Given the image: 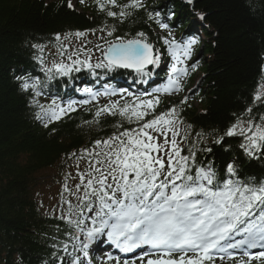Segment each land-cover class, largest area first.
Segmentation results:
<instances>
[{
    "label": "snow or ice",
    "instance_id": "6c2138e0",
    "mask_svg": "<svg viewBox=\"0 0 264 264\" xmlns=\"http://www.w3.org/2000/svg\"><path fill=\"white\" fill-rule=\"evenodd\" d=\"M78 3L86 4V0ZM92 4L102 14V22L90 31L93 35L99 31L101 40L105 35L113 37L118 25L145 12L146 22L167 30L160 39L171 63L166 81L152 91L104 85L96 90L85 88L88 99L65 101L53 96L45 104L40 98H48L46 90L52 81L85 69L94 76L96 70L107 74L126 69L135 74L133 83H146L162 53L148 42L144 31L131 39L115 36L106 41V47L96 44L101 55L95 64L86 47L69 54L68 48L59 44L58 59L49 64L43 46H34L41 53L37 61L45 79L28 75L17 80L20 89L32 97L37 121L48 128L88 104L94 105V111L90 110L92 119L84 125L102 127L104 118H114L111 135L66 157L74 161L76 172L65 175L61 200L66 207L57 219L65 225L68 239L53 244L52 264H93V244L104 243L115 252L105 250L99 264H252L264 260V251H249L264 249V180L243 178L235 160L219 171L212 163L197 160L198 153L212 151L205 144L209 137L214 144L237 137L245 156H264V82L248 106L233 113V121L223 131H196L182 117L188 96L163 111L157 109L162 95L184 91L189 71L194 72L199 63H188L199 38L193 35L176 40L160 11H150L146 0H92ZM67 7L74 8L72 0ZM173 16L175 13H170L169 19ZM86 34L76 31L63 39ZM55 40L60 42L61 35L56 34ZM101 97L106 103L100 104ZM82 160L86 164L83 169ZM69 179H78V183L70 188Z\"/></svg>",
    "mask_w": 264,
    "mask_h": 264
},
{
    "label": "trees",
    "instance_id": "16d2710c",
    "mask_svg": "<svg viewBox=\"0 0 264 264\" xmlns=\"http://www.w3.org/2000/svg\"><path fill=\"white\" fill-rule=\"evenodd\" d=\"M67 2L0 0V264H52L53 244L68 239L65 225L51 209H43L35 191L46 178L53 184L54 177L56 183H63L60 162L114 131L111 117L104 118L102 127L84 125L85 120L92 119L86 112L66 116L45 128L35 119L37 109L30 103L32 97L19 87V76L40 75L45 79L41 70L38 74L37 56L41 53L34 46H43L46 61L48 56L58 57L55 52L63 39L57 42L56 34L63 37L73 30L90 33L100 27L102 14L94 5L69 9ZM146 3L150 11L164 9L167 15L174 12L170 25L178 34L194 35L200 41L188 61L199 63L184 81V91L189 92L184 96L189 99L182 105L183 119L196 131H223L233 121V113L248 106L254 91L264 82V0ZM146 20V13L141 11L118 25L110 38L129 39L138 31L155 34L156 24ZM158 41V35L148 37V42L159 48ZM163 61L170 64L168 56H163ZM86 71L56 79L46 91L52 93ZM182 99L169 97L162 110ZM239 143L236 137H226L222 144H214L209 137L205 144L212 151L198 153L197 160L212 163L217 171L235 160L243 178L264 180V163L241 154ZM252 264H264V260Z\"/></svg>",
    "mask_w": 264,
    "mask_h": 264
},
{
    "label": "rangeland",
    "instance_id": "374dc122",
    "mask_svg": "<svg viewBox=\"0 0 264 264\" xmlns=\"http://www.w3.org/2000/svg\"><path fill=\"white\" fill-rule=\"evenodd\" d=\"M90 0H86V4L89 3ZM67 44L71 45V51L74 50L75 47L78 46H83V48H87L89 50H91V52L89 53L92 56V59L96 56L100 57L101 53L96 50V49H92L91 47H88V45H92L93 43L97 42V36H91L89 34H86L84 37L82 38H77V39H73V38H69L67 40H64ZM70 41V42H67ZM38 192L42 195V201H45L47 204L52 205L55 203V200L57 198L58 194V189L57 188H49L48 184L43 185V187L41 185H39L38 188ZM38 193V197L40 199V195Z\"/></svg>",
    "mask_w": 264,
    "mask_h": 264
},
{
    "label": "bare ground",
    "instance_id": "6f19581e",
    "mask_svg": "<svg viewBox=\"0 0 264 264\" xmlns=\"http://www.w3.org/2000/svg\"><path fill=\"white\" fill-rule=\"evenodd\" d=\"M169 27H171V25H169ZM76 31H82V30H73V32L72 33H75ZM146 33V32H145ZM63 35V34H62ZM156 36L157 34H151V33H147V36L148 37H153V36ZM64 36V35H63ZM160 37H163V36H159V39H160ZM71 38H73V39H77L75 36H72V37H70V39ZM175 39H177L178 41L180 40V37H175ZM161 40V39H160ZM63 41V40H62ZM61 43V42H60ZM70 47V46H69ZM77 49H83V46H78V47H75L74 48V50L73 51H76ZM36 70V69H35ZM41 72H40V69H38V74H40ZM38 77H41L40 75L38 76ZM189 102H190V100H189ZM161 111L160 109H157V111ZM86 114L87 115H90L91 117H92V115H91V112H88V111H86ZM235 138V137H234ZM237 138V137H236ZM238 140H239V138H237ZM240 153L242 154V150L240 151ZM254 161H261V162H263L264 163V156H262V157H260V158H256V159H253ZM263 179H260V178H258V179H256L255 181H262ZM63 207H66V206H63Z\"/></svg>",
    "mask_w": 264,
    "mask_h": 264
}]
</instances>
